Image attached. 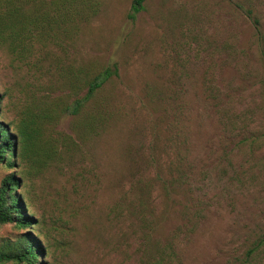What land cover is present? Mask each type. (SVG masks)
I'll use <instances>...</instances> for the list:
<instances>
[{
  "label": "rangeland",
  "instance_id": "obj_1",
  "mask_svg": "<svg viewBox=\"0 0 264 264\" xmlns=\"http://www.w3.org/2000/svg\"><path fill=\"white\" fill-rule=\"evenodd\" d=\"M92 3L53 55L117 71L96 98L107 124L58 164L17 168L39 263L156 264L172 246L165 264H264V0H147L135 17L134 0ZM47 77L0 51L2 120ZM24 232L0 228V248Z\"/></svg>",
  "mask_w": 264,
  "mask_h": 264
},
{
  "label": "trees",
  "instance_id": "obj_2",
  "mask_svg": "<svg viewBox=\"0 0 264 264\" xmlns=\"http://www.w3.org/2000/svg\"><path fill=\"white\" fill-rule=\"evenodd\" d=\"M146 1L134 0L132 17L145 9ZM81 2L93 4L92 0H0V51L23 64L34 77L48 76L51 83L36 92L32 87L22 91L24 99L15 105L18 118L10 121L2 119L14 97L9 90L0 91V165L12 171L0 185V228L14 225L25 230L16 242L0 248V264H40L44 253L41 242L29 232L35 218L16 193L24 181L17 172L20 164L38 170L58 164L79 149L78 141L84 143L88 135L98 134L97 129L107 124L96 98L117 71L107 68L95 76L85 68L78 72L69 66L68 71L64 61L53 55L55 48L73 41L84 19V11L77 7ZM60 77L67 80L71 93L56 95L52 83ZM68 116L73 118V136L57 130ZM159 255L156 264L175 258L172 246L161 248Z\"/></svg>",
  "mask_w": 264,
  "mask_h": 264
}]
</instances>
